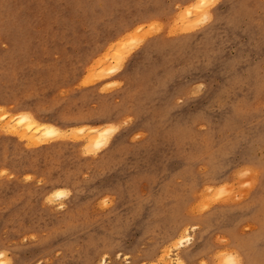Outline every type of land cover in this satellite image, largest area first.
<instances>
[{
    "label": "rangeland",
    "instance_id": "374dc122",
    "mask_svg": "<svg viewBox=\"0 0 264 264\" xmlns=\"http://www.w3.org/2000/svg\"><path fill=\"white\" fill-rule=\"evenodd\" d=\"M103 261L264 264V0H0V264Z\"/></svg>",
    "mask_w": 264,
    "mask_h": 264
},
{
    "label": "bare ground",
    "instance_id": "6f19581e",
    "mask_svg": "<svg viewBox=\"0 0 264 264\" xmlns=\"http://www.w3.org/2000/svg\"><path fill=\"white\" fill-rule=\"evenodd\" d=\"M25 114V113H24ZM24 117H27V118H24ZM22 119L20 120V122H19V124L20 123H23L24 124V122L26 123V127L29 129V130H32V129H34L36 132H42V133H44V135H47V136H50V135H54V133H55V129L52 127V126H50V125H43V124H41L40 122H38V120H36V119H34L33 117H30V116H28V115H26V116H23L22 115V117H21ZM55 126V125H54ZM8 127V126H7ZM104 128V127H103ZM8 130V129H7ZM15 131V130H14ZM98 131V130H97ZM102 131V132H101ZM101 131L99 132H97V136H90L89 134L87 135V137H89V143L90 144H92V145H94V146H96V147H98V146H100L101 144H102V142L105 144V134L104 135H102V133L105 131H103L102 129H101ZM13 132V131H12ZM57 134H59V133H57ZM57 134H55V135H57ZM105 137V138H104ZM87 141V140H86ZM98 148H101V146L100 147H98ZM174 234V233H173ZM171 236H173V235H171ZM178 237V236H177ZM176 237V238H177ZM174 240V239H173ZM249 261H250V259H249ZM103 263L105 264V261H103ZM102 263V264H103ZM248 264H252L251 262L250 263H248Z\"/></svg>",
    "mask_w": 264,
    "mask_h": 264
}]
</instances>
